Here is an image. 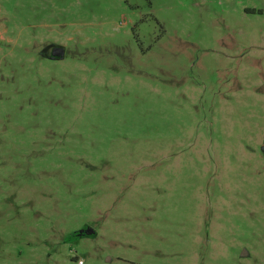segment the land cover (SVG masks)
<instances>
[{
    "label": "rangeland",
    "instance_id": "rangeland-1",
    "mask_svg": "<svg viewBox=\"0 0 264 264\" xmlns=\"http://www.w3.org/2000/svg\"><path fill=\"white\" fill-rule=\"evenodd\" d=\"M80 261L264 264V0H0V264Z\"/></svg>",
    "mask_w": 264,
    "mask_h": 264
},
{
    "label": "water",
    "instance_id": "water-1",
    "mask_svg": "<svg viewBox=\"0 0 264 264\" xmlns=\"http://www.w3.org/2000/svg\"><path fill=\"white\" fill-rule=\"evenodd\" d=\"M65 51L62 48L55 47L53 51V57L60 58L61 60L64 58ZM96 235V232L92 228H87L78 233L79 237H93Z\"/></svg>",
    "mask_w": 264,
    "mask_h": 264
},
{
    "label": "flooded vegetation",
    "instance_id": "flooded-vegetation-1",
    "mask_svg": "<svg viewBox=\"0 0 264 264\" xmlns=\"http://www.w3.org/2000/svg\"><path fill=\"white\" fill-rule=\"evenodd\" d=\"M53 51H54V48H52V49L50 50V54H49L50 59H54V57H53ZM56 59L61 60L60 58H55L54 60H56Z\"/></svg>",
    "mask_w": 264,
    "mask_h": 264
},
{
    "label": "trees",
    "instance_id": "trees-1",
    "mask_svg": "<svg viewBox=\"0 0 264 264\" xmlns=\"http://www.w3.org/2000/svg\"><path fill=\"white\" fill-rule=\"evenodd\" d=\"M75 237H79V236H78V233L75 235Z\"/></svg>",
    "mask_w": 264,
    "mask_h": 264
},
{
    "label": "built area",
    "instance_id": "built-area-1",
    "mask_svg": "<svg viewBox=\"0 0 264 264\" xmlns=\"http://www.w3.org/2000/svg\"><path fill=\"white\" fill-rule=\"evenodd\" d=\"M79 264H82V262L80 261Z\"/></svg>",
    "mask_w": 264,
    "mask_h": 264
}]
</instances>
